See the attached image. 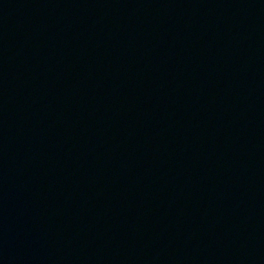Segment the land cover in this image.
Listing matches in <instances>:
<instances>
[{"label": "water", "instance_id": "obj_1", "mask_svg": "<svg viewBox=\"0 0 264 264\" xmlns=\"http://www.w3.org/2000/svg\"><path fill=\"white\" fill-rule=\"evenodd\" d=\"M0 264H264V0H0Z\"/></svg>", "mask_w": 264, "mask_h": 264}]
</instances>
